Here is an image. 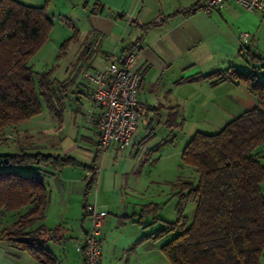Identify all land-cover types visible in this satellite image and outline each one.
<instances>
[{"label":"crops","instance_id":"crops-1","mask_svg":"<svg viewBox=\"0 0 264 264\" xmlns=\"http://www.w3.org/2000/svg\"><path fill=\"white\" fill-rule=\"evenodd\" d=\"M20 1L34 6L46 5L47 12L54 7L61 8L59 17L71 25L79 36L76 52L83 50V43L88 44L84 53L90 57L87 63L93 69L103 65L107 54H123L128 44L139 39L133 62V67L140 74L137 115L148 118L152 113L159 119L171 120L177 110L194 102L195 107L202 108L199 111L201 120L222 122L226 120L227 113L236 117L253 104L248 96L252 94L244 84L228 77L213 83V79L201 76L224 70L230 65L241 69V63L246 66L251 61L247 58L248 52L264 59V50H253L257 46L256 34L264 25V13L246 11L231 0L211 12L200 8L207 0ZM243 32L249 34L247 42L241 39ZM69 49L63 52L65 58ZM96 58H101L102 62L99 63ZM74 87V96L88 97L94 85ZM242 89L248 94L241 92ZM79 98L75 99L81 105ZM99 111L98 107L93 108L89 115L96 128L95 139L89 138V147L82 149L72 144L66 151H52V154L69 155L82 164H92L98 149L99 131L95 118ZM140 135L137 125L131 143L124 151H131ZM119 150L112 147L101 155H105V160L97 169L92 198L93 191L85 198L86 176L89 173L82 166H65L44 177L50 195L42 223L48 228H58L53 238L45 240L44 247L55 256V264H84L83 254L76 246L82 244L90 226L85 203H95L108 211L99 236L103 246L101 264H161L162 244L157 246V240L149 237L156 229L147 232L144 227L149 225L143 223L144 203L135 200L125 190L124 194L119 193L118 173L112 166V169L109 168V160ZM125 186L135 187L134 184L129 186L126 181ZM113 192L118 197L110 199L109 195ZM16 217V212L0 211V228ZM0 264L39 263L29 252L0 240Z\"/></svg>","mask_w":264,"mask_h":264},{"label":"trees","instance_id":"trees-1","mask_svg":"<svg viewBox=\"0 0 264 264\" xmlns=\"http://www.w3.org/2000/svg\"><path fill=\"white\" fill-rule=\"evenodd\" d=\"M53 25L46 5L0 0L2 144L11 137L5 133L7 129L40 112L39 96L56 110V102L74 81L73 77L58 79L53 76L54 69L36 72L30 63ZM78 37L77 32L68 37L61 53ZM138 47L136 39L124 52ZM247 54L253 60L261 59L259 55ZM225 77L244 84L257 104L232 118L218 132L196 131L184 146L182 161L194 169L196 179H181L173 184L179 197L178 217L162 221L149 234L156 241L174 233L161 245L171 264H260L264 256V79L234 65L201 76L213 79V83ZM27 148L21 146L18 153L0 154V211L17 213L14 221L0 228V240L29 252L39 264H55V256L44 247L45 240L58 231L57 227L48 228L42 223L50 195L44 177L65 166H82L89 173L86 198L97 182V161L102 151L98 141L92 164L86 165L69 155ZM21 164L32 165L37 171L26 175L13 169ZM185 200L195 204L190 222L182 215Z\"/></svg>","mask_w":264,"mask_h":264},{"label":"rangeland","instance_id":"rangeland-1","mask_svg":"<svg viewBox=\"0 0 264 264\" xmlns=\"http://www.w3.org/2000/svg\"><path fill=\"white\" fill-rule=\"evenodd\" d=\"M60 11L61 8L55 7L48 11L53 17L54 25L46 40L32 56L30 63L36 72L54 69L53 76L61 80L73 77L74 81L68 86L65 95L63 94L62 98L56 102V110L50 109L44 99L39 96L40 112L27 120L18 122L12 126L13 128L10 127L5 131L11 137L7 144L0 143V154L18 153L21 146L28 147L27 149L33 147L32 150L47 153H60L72 147V144L78 145L82 149L89 147L91 143L89 138L95 139L96 128L89 120V115L92 109L96 107L89 97L78 94L74 96V85L91 84L89 79L82 76V71L87 70L91 73L95 69L87 63L90 57L86 59L87 55L83 53L85 47L88 46L86 43H83V50L80 52H76L79 47L76 43H70L67 47L70 49L66 58L64 53H61L62 44L73 35L74 28L59 17ZM256 45L254 51L258 48L264 50V25L256 34ZM247 58L251 61L246 66L241 63L240 68L244 71L256 72L260 78L264 79V59L253 60L248 55ZM96 60L99 63L102 62L101 58H96ZM79 68L80 71H78ZM70 83L71 81L68 84ZM242 88H245L244 85ZM242 90L241 92L245 95L248 94L246 90ZM77 96L80 97L81 105L76 102ZM248 96L253 102L252 106L249 107L256 106V97L249 94ZM195 106L194 102H190L182 110H177L178 113L176 112L171 120L159 119L152 113L148 118L138 114L137 125L140 127L141 135L135 145L131 151H124L125 148H122L117 155L109 160V168L112 166L113 170L118 173L119 193L124 194L125 190L128 195L130 193L134 196L135 200L144 203L145 210L142 218L144 225L149 224L144 226L147 232L157 229L162 224V220L174 221L177 219L179 197L175 194L173 184L181 179H196L194 169L183 163L181 158L182 150L187 142L196 131L218 132L235 117L227 113L225 121L208 122L204 119L201 120L199 111L202 108ZM93 111L95 113L96 109ZM93 149L95 151L94 147ZM101 155L98 159V167L105 160V155L102 157ZM13 169L26 175L34 174L37 171L35 167L24 164L14 166ZM125 181L128 182L129 186L134 184L135 187L133 189L126 187ZM94 194L95 190L89 195L92 198ZM117 197L118 194L114 192L109 195L110 199ZM149 201H157V203H150ZM181 208L182 215L190 222L195 204L190 200H185ZM129 224L130 222L127 223V225ZM173 235L174 233H168L160 237L157 240V246L168 241ZM160 259L161 264H171L162 253ZM260 264H264V256H262Z\"/></svg>","mask_w":264,"mask_h":264},{"label":"built area","instance_id":"built-area-1","mask_svg":"<svg viewBox=\"0 0 264 264\" xmlns=\"http://www.w3.org/2000/svg\"><path fill=\"white\" fill-rule=\"evenodd\" d=\"M229 0H207L202 9L211 12L222 8ZM246 11L264 13V0H231ZM249 34L243 32L241 39L247 42ZM135 52L109 53L104 64L93 72L83 70L82 76L94 85L90 100L100 109L95 122L99 131V147L102 152L112 147L126 148L137 126L136 104L138 98L139 72L133 67ZM10 136H6L9 138ZM98 174V172H97ZM89 229L82 244L76 249L82 252L84 264H101L103 246L99 238L108 216L106 207L95 203L87 205Z\"/></svg>","mask_w":264,"mask_h":264}]
</instances>
